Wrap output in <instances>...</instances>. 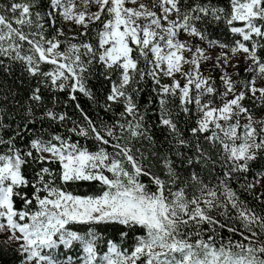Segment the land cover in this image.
Listing matches in <instances>:
<instances>
[{
    "label": "snow or ice",
    "instance_id": "1",
    "mask_svg": "<svg viewBox=\"0 0 264 264\" xmlns=\"http://www.w3.org/2000/svg\"><path fill=\"white\" fill-rule=\"evenodd\" d=\"M260 159L264 0L0 4V233L20 264H264V212L242 199L264 206Z\"/></svg>",
    "mask_w": 264,
    "mask_h": 264
},
{
    "label": "trees",
    "instance_id": "2",
    "mask_svg": "<svg viewBox=\"0 0 264 264\" xmlns=\"http://www.w3.org/2000/svg\"><path fill=\"white\" fill-rule=\"evenodd\" d=\"M9 2V0H0V4H7ZM220 2H222V0H220ZM66 31H68V35L69 37H71L72 33L70 31V27L66 26ZM210 32V36L213 39H217L221 42H225V43H230L234 37L232 36V34L229 32V30L227 29V27L224 24H219V25H213L210 27L209 29ZM63 39V38H62ZM75 42V41H73ZM95 41H93L94 43ZM215 77H218V71H214L213 74ZM16 78H21L20 77V73L17 70V75ZM217 84L219 85V80H217ZM90 85L92 86L93 90L96 92L97 97L98 98H102L108 91V82L107 81H103L102 78L96 79L93 78L92 80H90ZM26 83L25 85H23L21 87V94L22 95H26L25 92H23V88L26 87ZM222 89V86H221ZM60 99L63 101L66 99V97L64 96V94H60ZM81 99V103L82 105L93 115H95V111H97V109H94L92 106H90V102H88L85 98H83L82 96L80 97ZM141 102L143 103V98H141ZM59 108L61 110L67 111L70 115L73 116V118H77V114L71 104V102L68 103L67 108H64L63 104L59 105ZM117 112L120 111L119 108L116 109ZM101 115H103V113L101 112ZM257 115L259 116L260 113L259 111L257 112ZM156 117L155 115H152L149 123H152L153 121H155ZM152 132L155 134V137L157 140H162V136H161V132L159 129L157 128H153ZM74 139H80V142L82 144L87 145L90 149L93 148L94 145V141L92 140H84L83 138H76L74 137ZM139 146V145H137ZM94 150V149H93ZM260 167H264V159H260L257 162H255L254 164V168L253 170H257ZM154 171L156 169H153ZM145 183H147V178H141ZM57 183H59V181H57ZM213 183H215V181H213ZM154 188V186H152ZM234 188L238 189V185L237 184H233ZM64 188L69 191L72 192L75 195H81V196H85V195H99L102 192L101 186L99 185L98 182H76V183H70L68 185H64ZM242 199H246L249 203L250 207L255 208V210L257 212H264V206L262 205H258L254 199L251 196L248 195H243ZM236 226L237 228H239V224L238 222H236ZM111 233V229L109 230V234ZM220 236L223 237V242L227 243V241L229 239H232L233 241H239L241 240V236L237 233V234H232L229 233L226 229L224 230H220ZM219 242V241H218ZM17 248H15L14 245H8L5 246L3 244V241L0 240V264H20V256L18 255Z\"/></svg>",
    "mask_w": 264,
    "mask_h": 264
},
{
    "label": "rangeland",
    "instance_id": "3",
    "mask_svg": "<svg viewBox=\"0 0 264 264\" xmlns=\"http://www.w3.org/2000/svg\"><path fill=\"white\" fill-rule=\"evenodd\" d=\"M67 27H70V26H67ZM219 51H220V49H218V48H217V49H213V50L210 51L209 54H210L213 58H215V56L217 55V53H218ZM240 69H241V71H240V76H239V78L247 79L248 76L251 75L250 73H246V72L243 71V69H244V64H243V62L240 63ZM203 70H204L205 73L207 74V71L210 70V67H209V66H205V68H204ZM213 74H214V71H213ZM218 74H219V72H218ZM108 175H110V174H108ZM6 236H7L6 233H0V240L4 241V239L6 238ZM10 245H14L15 248H17V245H16L14 242H13L12 244H10Z\"/></svg>",
    "mask_w": 264,
    "mask_h": 264
}]
</instances>
